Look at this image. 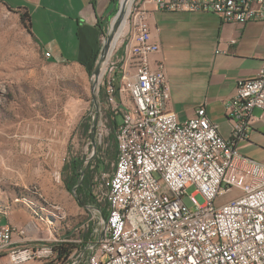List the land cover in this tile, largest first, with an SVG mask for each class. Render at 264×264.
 <instances>
[{
	"label": "built area",
	"instance_id": "built-area-1",
	"mask_svg": "<svg viewBox=\"0 0 264 264\" xmlns=\"http://www.w3.org/2000/svg\"><path fill=\"white\" fill-rule=\"evenodd\" d=\"M154 1L169 10L212 11L225 21H264V0ZM121 48L116 60L102 58L98 73L112 119L120 115L116 156L110 172L95 178L97 205L63 264H264V164L236 145L261 116L254 109L264 113V56L256 76L238 83L224 137L204 105L185 120L168 110L165 65L152 62L159 46L141 2L130 6ZM122 101L138 112L137 121L126 117ZM15 231L0 227V255L9 251L13 264L56 254L52 245L11 247Z\"/></svg>",
	"mask_w": 264,
	"mask_h": 264
},
{
	"label": "rangeland",
	"instance_id": "rangeland-1",
	"mask_svg": "<svg viewBox=\"0 0 264 264\" xmlns=\"http://www.w3.org/2000/svg\"><path fill=\"white\" fill-rule=\"evenodd\" d=\"M124 2L117 3L119 10L124 8ZM136 3L131 0L126 18L117 26L125 27L113 45L117 28L112 32L107 51L111 60L117 59L130 6ZM21 12L0 3V207L23 209L40 231L28 246L16 248L35 250L68 240L63 245L73 246L74 250L81 236L78 230L92 218L90 206L97 205L95 178L110 172L116 156L113 119L104 99V78L98 74L100 70L94 72L95 67L87 70L72 62L50 61L21 21ZM115 18L111 17L105 26L102 47ZM125 108L135 115L129 105ZM116 119L120 121V115ZM75 171L85 173L90 181L86 192L93 202L78 201L77 186H73ZM187 191L192 193L195 188ZM195 197L203 202L201 194ZM5 253V264H13L9 251ZM64 262L65 258L61 260L56 253L19 264Z\"/></svg>",
	"mask_w": 264,
	"mask_h": 264
},
{
	"label": "crops",
	"instance_id": "crops-1",
	"mask_svg": "<svg viewBox=\"0 0 264 264\" xmlns=\"http://www.w3.org/2000/svg\"><path fill=\"white\" fill-rule=\"evenodd\" d=\"M137 1L147 9L151 40L159 46L152 62L162 61L165 65L170 90L168 110L179 120H185L204 105L221 135L229 137L232 122L227 106L238 83L255 77L262 63L264 21H225L208 10H169L158 7L154 0ZM125 2L131 4V0ZM0 3L29 14L32 36L43 53H49L50 61L72 62L87 70L96 66L102 33L119 10V0H0ZM254 114L261 116L253 122L248 137L236 145L242 156L264 164V113L255 108ZM31 223L23 209L0 207V227L11 224L16 228L11 247L28 246V242L39 237V229ZM21 228H25L24 232ZM3 253L0 264L6 262L7 253Z\"/></svg>",
	"mask_w": 264,
	"mask_h": 264
},
{
	"label": "trees",
	"instance_id": "trees-1",
	"mask_svg": "<svg viewBox=\"0 0 264 264\" xmlns=\"http://www.w3.org/2000/svg\"><path fill=\"white\" fill-rule=\"evenodd\" d=\"M10 8V7H9ZM20 19L21 21L25 24L27 30L32 34L31 32V29H30V17H29V14L28 13H25V12H21L20 13ZM93 67L90 66V68L88 70H91ZM117 124V119H113V127ZM74 162H76L74 160ZM75 176H76V182L73 184V186H77V189H76V197L78 199V201L80 203H85V200H91L93 202V199L90 198V195L88 192H86V188H89V183L90 181L88 180L87 176L84 174H82L81 172H77L75 171ZM68 188V187H67ZM80 195H83V197H79ZM72 247L73 246H65L63 244H60V245H54V249L56 251V253L58 254V257L63 260L64 258H66L70 252L72 251Z\"/></svg>",
	"mask_w": 264,
	"mask_h": 264
},
{
	"label": "bare ground",
	"instance_id": "bare-ground-1",
	"mask_svg": "<svg viewBox=\"0 0 264 264\" xmlns=\"http://www.w3.org/2000/svg\"><path fill=\"white\" fill-rule=\"evenodd\" d=\"M129 3L126 5V2L124 3V8H120V10L118 11V14L116 15V18H115V21L114 23L111 24V29L112 31L111 32H114L118 26L119 23L123 22L124 19L126 18L125 15L127 14V10H128V7H129ZM126 10V12H125ZM125 27V26H124ZM124 27H119L117 28V31L115 32L116 35L114 36V38L116 39V37L118 36V34L123 30ZM123 32V31H122ZM111 43V42H110ZM109 43V44H110ZM113 48V47H112ZM110 54V50L108 52V55ZM126 105H129L130 106V103L129 101H122V110L123 111H126V117L130 120V121H137L138 120V112L136 110H133L134 111V114L135 115H131L130 112L125 108Z\"/></svg>",
	"mask_w": 264,
	"mask_h": 264
},
{
	"label": "water",
	"instance_id": "water-1",
	"mask_svg": "<svg viewBox=\"0 0 264 264\" xmlns=\"http://www.w3.org/2000/svg\"><path fill=\"white\" fill-rule=\"evenodd\" d=\"M117 14H118V12H117ZM112 37H113L112 32H110L104 47H102V49H101L100 60H99L98 64H96V66H95L94 72H96V73L99 70V65H100V62H101L102 58L107 54V51H108V48H109V43L112 40Z\"/></svg>",
	"mask_w": 264,
	"mask_h": 264
}]
</instances>
